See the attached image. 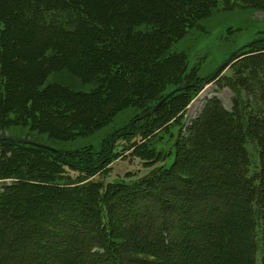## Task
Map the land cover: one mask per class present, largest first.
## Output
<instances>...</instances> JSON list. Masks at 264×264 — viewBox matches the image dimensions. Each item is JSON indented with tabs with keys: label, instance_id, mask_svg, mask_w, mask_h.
Returning <instances> with one entry per match:
<instances>
[{
	"label": "trees",
	"instance_id": "obj_1",
	"mask_svg": "<svg viewBox=\"0 0 264 264\" xmlns=\"http://www.w3.org/2000/svg\"><path fill=\"white\" fill-rule=\"evenodd\" d=\"M143 1L146 2L147 8L136 7L134 4L135 0H0V24H4V28L0 31V58L10 55L17 59L16 55L26 50L29 54L25 57L30 58L25 61H34L37 58H41L39 52L40 46H43L45 47L44 51L52 48L59 52L58 58L60 62H52L51 57L49 58L50 66L52 67L59 64L60 67L76 70L77 68L89 66L91 69L90 73H93L92 77L98 71L102 72V76L98 79L100 86L98 85L99 88L94 94L66 95V98L60 100L61 104L59 99H54L55 109L52 110L55 111L50 112V114L53 116L58 115V117L53 118V121L50 122L49 119L51 118L48 117L49 114H46V119L44 118V120L49 123V127L52 125V128L64 131V129H68L65 126L69 122H75L78 117L81 118L80 116L86 117L84 120H80L82 124L90 122L96 116L97 109L103 107V104H99L100 98L96 97L100 92L103 91V94L109 96L107 100L111 103L117 100L119 93L122 95L120 99H123L132 88H136L135 90L139 88L148 89L150 84L145 82L146 86H142L140 82L147 76L150 78L151 76L154 77V74L160 75L157 73L162 70H158L159 67L155 66L160 62L158 56L185 33L186 25L182 26L181 24L182 15L180 11L183 9L184 13L186 7L182 3L193 2L192 0ZM193 1L196 3L194 13L199 18L204 16L205 13L207 14L212 8H215L219 2L226 6H234L239 3L243 5V8L264 10V0ZM153 3L162 8L157 6V8L149 10V14L156 15V17L160 12L159 15L162 17H157L159 19L158 22L160 21L159 26L154 32L150 31L149 34L144 36L133 37L132 29L140 22L138 17L144 16V12ZM19 36L21 37L19 38ZM3 38L5 47L2 46ZM129 46L134 48L135 51H131ZM20 48L24 49L20 51ZM246 49L248 50L242 53V62L234 67L227 77L221 78L220 86L227 88L231 93L229 113L218 99L206 101L202 111L195 119V133H190L188 137V140L191 139L198 146L192 151L197 157L206 155L212 143L216 147L215 154H223L224 160L230 157L231 167L228 173L230 182L227 186L233 187V185L237 184L235 182V180H238L235 176L236 174L240 177L241 182L247 186L250 193V197H247L248 210L246 216L239 212L238 219L234 221L226 220V217H222L220 213L214 216V221L206 229L209 233L208 237L205 241H202L203 245L211 246L209 248L210 252L204 254L205 259L202 257L200 264H241L245 256H249L251 263L255 264L256 255L260 257L259 264H264V38L253 41ZM175 60L176 62L171 64L168 72L171 73V76H178V79L188 83L185 86L177 87L181 90L162 103L152 114L145 116L161 99L154 102L137 118V124H142L146 121L153 122L154 114L157 111L166 109L165 106L170 102L184 99L182 104L185 107L188 104L186 103L188 99L187 93L196 92L202 87V84H198L200 82L196 78L181 77L185 59L179 55L176 56ZM34 72L35 70H32L30 74ZM13 76L20 78L16 72L8 77L11 79ZM149 82L152 83L154 81L150 78ZM8 83L4 84L0 93L9 94V89L6 88ZM28 92L27 88L19 90V93L24 97L23 93ZM60 93H66V91L61 90ZM8 101L10 105L14 106L18 115H22L23 112L25 114L28 110L30 111V108L23 103L25 101L17 98V95L15 99L11 96ZM177 106L179 104L174 106L173 109L177 108ZM180 107L182 106L180 105ZM168 111L164 112V116L167 118L169 116ZM137 124H131L129 129L132 132H126L118 136V138L139 136L141 133L145 135L146 127L140 128ZM147 125L151 126V123ZM210 126H216L217 128L214 131H210L211 134L209 135L207 132L210 133L208 128ZM211 138H213V141L210 140ZM188 140H186V143ZM207 140L212 143H207ZM104 142L107 143L108 139H105ZM216 143L218 144L217 146ZM21 145H29L32 147L31 151L39 153L41 156H49L48 161L52 163L54 168L47 167L45 165L47 163H44L43 158L38 155L27 156L28 160L25 159L24 165L12 162L11 156H7V160L0 159V178L28 177L31 175L44 177V170L47 171L48 169L53 173H57L61 167H70L77 175L90 177L89 175L92 174L94 176V172L102 169L110 159V151L107 149L103 150L105 152H102L100 156L98 154L92 156L87 153L77 156L74 154L64 155L60 152L54 155L36 147L34 143H23L12 138H0V147H21ZM247 145L248 151L246 150ZM252 146L257 151L255 161L253 155L249 154V152L253 151ZM16 150L19 149L16 148ZM20 155L26 156V154ZM214 156L216 158V155ZM71 158L79 161V164L70 166L68 159ZM8 163L13 165L10 172L7 171V166H5ZM2 164L5 165L2 166ZM80 164L82 165L80 166ZM197 166L203 170V175H205L206 169L202 165ZM223 173L224 171L222 170L220 174L214 175H217L216 178L221 180L219 176H222ZM53 175L47 176L46 174L45 178L49 177L52 179ZM23 180L26 181L25 179ZM169 182L170 180H165V184ZM215 183L219 184L218 181ZM13 185L11 183L10 186L3 187L4 189H2L0 195L5 190L16 189L12 188L14 187ZM57 186L55 187L57 189H53L54 197H63L59 196L62 194L58 191L60 186ZM93 188L94 185L91 186L92 193ZM118 189L119 187H111L109 191L101 188V190H104L101 193V198L98 196L96 198L93 197L94 220H90L91 224L89 221L85 224H90V228L84 229L79 224L80 226L75 227L76 234L73 236L69 235L70 229L68 227L65 228L67 220H65L66 216L64 214L54 211L51 214V208H48L46 209V215L44 208L40 210L39 215L42 216V219L45 216V219L42 220L41 226L43 227L40 228L39 234L46 237V240L40 243L34 241L33 250L27 241L31 238V232L38 228L35 225L39 224L33 223L34 225L28 231L25 230L27 226L25 228L23 226L19 230H12L9 228L10 223L5 222L4 216L0 211V250L5 255L2 261L14 257V255L9 257L10 250V252L18 254L15 256V264H41L42 260L37 261V259L44 256V252L53 247L55 253L53 256L56 258L54 264H114V261H117V264H172V262L174 264L180 262L181 257L179 255L175 254L174 257H176L171 259L170 254L178 244V236L176 235L178 231L173 229L172 224L176 223L182 230L186 229L185 223L187 221H185L184 217H181L182 214H179L170 203L162 200L163 206L157 212V214L160 212L159 222L157 221L158 226H154L151 229L150 223L154 221L152 219L156 216L154 210L157 206H146L144 207L146 210L136 215L133 212L126 211L121 205L120 207L117 205L115 207L120 208L123 214L119 215V213H116L122 219V222L118 225L116 220L112 222L114 219L113 215L111 216L112 205L106 203L107 196H115L121 192ZM217 190L219 189L217 188ZM225 191L222 190V192ZM209 193V200L211 199L212 205L219 206L223 203V194L217 193L218 195H215L211 191ZM16 195L14 193L9 197L13 198ZM141 195L142 193L140 192L131 194L130 192H122L119 197L128 205H134L137 200H142ZM148 197V200L152 202L151 196L148 195ZM71 201H75V199L71 198ZM57 204L60 206L58 207L59 209L63 205L67 209L68 214L75 212V210L71 209L74 205ZM170 213H178L179 220L174 219ZM132 216L139 220L132 224ZM56 222H59L60 228L55 225ZM202 231L199 230L198 233L201 234ZM244 231H248V237L242 234ZM24 236L29 238L24 241ZM4 237L6 239L3 240ZM110 237H113L112 240ZM35 238L37 236L31 239L35 240ZM115 238L120 241L115 240ZM35 245L42 252L40 256L38 253L29 255L30 252H35ZM28 249L29 253L27 252ZM178 249L181 253L185 250V248L181 247ZM68 251L72 254H69V259L65 256ZM123 251H130L137 256L146 255L152 260L147 261L138 257H127L121 254ZM181 253L180 256H183ZM153 259L156 261H153Z\"/></svg>",
	"mask_w": 264,
	"mask_h": 264
},
{
	"label": "rangeland",
	"instance_id": "obj_2",
	"mask_svg": "<svg viewBox=\"0 0 264 264\" xmlns=\"http://www.w3.org/2000/svg\"><path fill=\"white\" fill-rule=\"evenodd\" d=\"M192 2L188 4H186L187 2L185 4L182 3L186 9L184 13L183 9L180 11L182 15L181 24L182 26L186 25L185 33L158 56L160 62L155 66L159 67L158 70H162L157 73L160 75L154 74V77L151 76L150 78L154 81L152 83L149 82L150 78L148 76L145 77L144 82H140L142 86H146L145 82L150 84L148 89L139 88L135 90L136 88H132L123 99H120L122 95L119 93L117 100L111 103L107 100L109 96L103 94L104 92L102 91L99 93L100 97L99 95L96 97L100 98L99 104H103V107L97 109L98 112L91 119L92 121L82 124L80 120H84L86 117L80 116L81 118H79L75 115L78 119L75 122H69L65 126L68 129H64V131L52 128V125L49 127V123L44 120V118L46 119V114H49L50 122L53 121V118L58 117V115L53 116L50 114V112L55 111L52 110L55 109L54 99H59L61 104L60 100L66 98V95L94 94L100 86L98 79L102 76V72L98 71L92 77L93 73H90L91 69L89 66L77 68L76 70L60 67L59 64L52 67L50 66L49 58L51 57L52 62H60L58 58L59 52L52 48L44 51L45 47L43 46H40L39 53L41 58H37L34 61H25L30 57H25L29 53L26 50L21 51L24 48H20L22 53L16 55L17 59L10 55L0 58V91H2L4 84L9 82L6 87L9 89V94L0 93V138H12L23 143H34L55 149L64 155L74 154L77 156L87 153L92 156L97 154L100 156L102 152H105L103 150L107 149L110 151V159L106 165L94 172V176L92 174L89 175L90 177H81L70 167H61L57 173L47 169L50 172L48 174L44 170V177L31 175L25 176L26 178L22 176L8 177L11 179L0 178V192L4 189L3 187L10 186L11 183L14 184L12 188H16L14 190H5L0 195L2 196L0 197V211L4 216L5 222L10 223L9 228L19 230L21 227L24 226L25 228L27 226L25 230L28 231L34 225L33 223L39 224L35 225L38 228L31 232V238L37 236L35 240L24 236V241L29 238L27 243L31 245L30 248L32 250L35 244L34 241L40 243L46 240V237L39 234L40 228L43 227L41 226L42 220L45 219V216L42 219V216L39 215L40 210L44 208L46 211V209L51 208V214L53 211L64 214L66 216L65 220H67L65 228L68 227L70 229L69 235L73 236L76 234L75 227L80 226L79 224L84 229L90 228V220H94L93 197L96 198L98 196L101 198V193L104 192L101 188L110 191L111 187H119L120 193H142V200H137L134 205L125 203L119 197L120 193L115 196H107V202L103 200L107 204L112 205L111 216L113 215L112 217L114 218L112 222L116 220L118 225L122 222L119 216L122 213L120 208L115 207L117 205L119 207L121 205L123 209L136 215L146 210L144 208L146 206H157L154 210L156 216L152 219L154 221L150 223L151 229L154 226H158L160 212L159 214L157 212L163 206L162 200L170 203L179 214H182L181 217H184L185 221H187L185 223L186 229L182 230L176 223L172 224L173 229L178 231L176 232L178 244L172 250L170 257L173 259L175 254L181 257V261L174 264H198V261L200 264L201 258L205 259L204 254L210 252L209 248L211 246L203 245L202 241H205L208 237L209 233L206 229L210 227L216 214L220 213L222 217H226V220L233 221L238 219L239 212L245 216L247 215V197H250L247 186L241 182L240 177L236 174L235 176L238 180H235V182L237 184L233 185V187L227 186L230 182L228 174L231 167L230 157L224 160L223 154H215L216 147H214L212 142H208L209 140H207V143H212V146L208 148V153L202 157H197L192 151L198 146L191 139V141L188 140V137L190 133H195V119L202 111L206 101L218 99L229 113L231 93L227 88L220 86L221 78L227 77L234 67L242 62V53L248 50L246 48L250 43L264 38V10L243 8V5L239 3L234 6H226L219 2L215 8H212L207 14L205 13L204 16L199 18L194 13L196 3L193 0ZM134 4L136 7L147 8L146 2L143 0H135ZM157 6L159 5L153 3L144 12L143 17H138L140 22L132 29L133 37L144 36L149 34L150 31L154 32L159 26L160 21L158 22L159 19L157 17H162L159 15L160 12L157 17L149 14V10L157 8ZM2 28H4L3 23L0 24V31ZM2 46L5 47L4 38ZM129 49L131 51L134 50L131 46H129ZM179 55L185 59L181 77L196 78L200 82L198 84H202V87L196 92L187 93L188 99L186 103L188 104L185 107L182 104L184 99L170 102L165 106L166 109L157 111L154 114L153 122L146 121L142 124H137V118L154 102L159 101L170 91L175 90V88L185 86L188 83L178 79V76H171V73L168 72L171 64L176 62V56ZM32 70H35V72L30 74ZM14 72L20 78L13 76L10 79L8 77ZM151 86L152 88H150ZM26 88L29 92L23 93L24 97L19 93V90ZM61 90L66 91V93H60ZM16 95L17 98L25 101L23 103L30 108V111L28 110V112L25 111V114L23 112V114L21 113L22 115H18L14 106L10 105L8 101L11 96L15 99ZM177 104L179 106L173 109ZM166 111L169 113L168 118L164 116ZM148 123H151V126H148ZM131 124H137L140 128L146 127L148 132L146 131L145 135L141 133L139 136L118 138V136L126 132H132L129 129ZM208 128L210 132L216 130L217 127L210 126ZM207 134L210 135L211 132H207ZM105 139H108L107 143L104 142ZM186 140H188L187 143ZM210 140L213 141V138ZM182 146H184L183 152H181ZM16 148L19 150H16ZM31 148L29 145L0 147V159L7 160V156H11L12 162L24 165L27 156H41L39 153L31 151ZM251 148L253 151L249 152V154L253 155L255 161L257 151L253 146ZM246 150L248 151V145ZM20 154H26V156L23 155V158ZM214 155H216V158ZM41 158H43L44 163H47L45 164L47 167L54 168L52 163L48 161L49 156H41ZM9 163L7 165L2 164V166H7L8 172L13 167ZM68 163L70 166H76L79 161L71 158L68 159ZM197 165H202L206 169L205 175H203V170L199 169ZM222 170L224 173L219 176L221 180H218L216 176ZM46 174L47 176H52L53 174L56 176L53 175L52 179L49 177L45 178ZM205 176L206 178H204ZM165 180H170V182L165 184ZM216 181L219 184L215 183ZM25 182L26 184H24ZM211 183L214 184L211 185ZM57 185L60 186L58 191L62 194L59 196L63 197H54L53 189L58 187ZM92 185H94L93 193L91 192ZM222 190L226 191L222 192ZM210 191L213 193L218 191L215 195L217 193L223 194V203L219 206L212 205L211 199L209 200ZM14 193L17 195L13 198L9 197ZM148 195L151 196L152 202L148 200ZM70 197L74 198L75 201H71ZM120 200L122 201L120 202ZM57 203L74 205L71 209L75 210V212L68 214L67 209L63 205L59 209L58 207L60 206ZM116 213H119V215H116ZM178 213L170 214L173 215L174 219H178ZM132 218V224L139 220L134 216ZM129 220L131 221V219ZM88 221L90 224L85 225ZM55 225L60 228L59 222H56ZM199 230H203L201 234L198 233ZM242 234L248 237V231H244ZM4 239L6 238L4 237ZM115 240L118 239L115 238ZM180 247L185 248L182 253L179 252L178 248ZM46 251L44 256L38 257L37 261L42 260L41 264H54V261H56L53 256L55 254L54 248L51 247ZM27 252H30L29 249ZM34 253H38L39 256L42 253L36 245L35 252L32 251L29 255ZM70 253L68 251L67 255H65L67 259L72 255ZM180 253L183 256H180ZM121 254L147 261L152 260L146 255L137 256L130 251H123ZM13 255L14 257H11ZM17 255V253H12L9 250V257L11 258L2 261L5 255L0 250V264H15V256ZM153 261L156 260L153 259ZM259 262L260 257L256 255L255 264H259ZM117 263V261H114V264ZM241 264H252L250 257L245 256Z\"/></svg>",
	"mask_w": 264,
	"mask_h": 264
},
{
	"label": "water",
	"instance_id": "obj_3",
	"mask_svg": "<svg viewBox=\"0 0 264 264\" xmlns=\"http://www.w3.org/2000/svg\"><path fill=\"white\" fill-rule=\"evenodd\" d=\"M222 67H224V66H222ZM221 67V68H222ZM221 68H220V70H221ZM220 70H218V71H220ZM179 90H181V89H175V90H173V91H171V92H169L165 97H163L155 106H154V108H152L149 112H147L146 114H145V116H149L150 114H152L156 109H158L161 105H162V103H164L167 99H169L172 95H174L175 93H177ZM35 146L36 147H38V148H41V149H43V150H46V151H48V152H50V153H52V154H54V155H57L59 152L57 151V150H55V149H51V148H48V147H44V146H41V145H37V144H35Z\"/></svg>",
	"mask_w": 264,
	"mask_h": 264
}]
</instances>
